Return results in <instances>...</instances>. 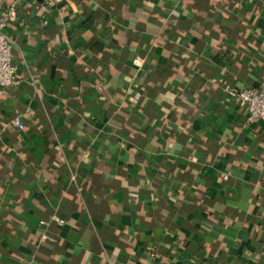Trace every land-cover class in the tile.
I'll return each instance as SVG.
<instances>
[{"label": "crops", "instance_id": "1", "mask_svg": "<svg viewBox=\"0 0 264 264\" xmlns=\"http://www.w3.org/2000/svg\"><path fill=\"white\" fill-rule=\"evenodd\" d=\"M12 4L0 264H264V0Z\"/></svg>", "mask_w": 264, "mask_h": 264}, {"label": "built area", "instance_id": "2", "mask_svg": "<svg viewBox=\"0 0 264 264\" xmlns=\"http://www.w3.org/2000/svg\"><path fill=\"white\" fill-rule=\"evenodd\" d=\"M44 1L50 7H54L58 2V0ZM14 18H16V5L12 4L6 14L0 18V87H9L17 82L18 66L13 61L12 41L5 31L9 22ZM141 61V59H137L136 63L140 65ZM231 93L247 110L246 124L264 121V82L252 88H234L231 90ZM13 124L19 130L25 129V124L19 116L13 119ZM224 178L227 179L228 175H225ZM50 221H54L60 226L66 223L64 218L53 214L49 220H41L40 224L47 225ZM44 238H48V236L44 235Z\"/></svg>", "mask_w": 264, "mask_h": 264}]
</instances>
